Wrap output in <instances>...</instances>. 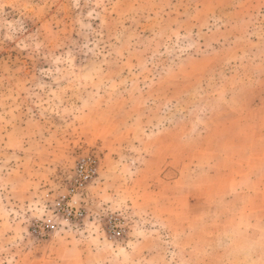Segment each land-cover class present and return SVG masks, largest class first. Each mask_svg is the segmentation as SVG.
I'll list each match as a JSON object with an SVG mask.
<instances>
[{
	"label": "rangeland",
	"instance_id": "obj_1",
	"mask_svg": "<svg viewBox=\"0 0 264 264\" xmlns=\"http://www.w3.org/2000/svg\"><path fill=\"white\" fill-rule=\"evenodd\" d=\"M256 40L264 0H0V264H264Z\"/></svg>",
	"mask_w": 264,
	"mask_h": 264
},
{
	"label": "built area",
	"instance_id": "obj_2",
	"mask_svg": "<svg viewBox=\"0 0 264 264\" xmlns=\"http://www.w3.org/2000/svg\"><path fill=\"white\" fill-rule=\"evenodd\" d=\"M97 175L95 162L91 158H81L76 163L66 190L57 194L54 209L65 219H80L83 209L76 205L74 198L82 194Z\"/></svg>",
	"mask_w": 264,
	"mask_h": 264
},
{
	"label": "crops",
	"instance_id": "obj_3",
	"mask_svg": "<svg viewBox=\"0 0 264 264\" xmlns=\"http://www.w3.org/2000/svg\"><path fill=\"white\" fill-rule=\"evenodd\" d=\"M224 1H226L228 5L230 4V0ZM232 8V11L235 12V14H240L241 8H238L236 5H234ZM256 47L264 49V42L256 40ZM256 80L259 81L256 83V96L261 94L264 95V83H261V80H264V51H262L260 54H256ZM261 201L262 202L260 205L264 206V200Z\"/></svg>",
	"mask_w": 264,
	"mask_h": 264
}]
</instances>
